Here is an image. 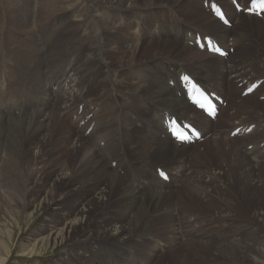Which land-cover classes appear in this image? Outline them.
Masks as SVG:
<instances>
[{
    "label": "bare ground",
    "instance_id": "1",
    "mask_svg": "<svg viewBox=\"0 0 264 264\" xmlns=\"http://www.w3.org/2000/svg\"><path fill=\"white\" fill-rule=\"evenodd\" d=\"M220 1L222 2V0ZM229 1L231 0H228L226 2L227 4H223L224 9L218 5H214L212 1L209 3L203 2V0L201 1L202 6L207 4L208 11L212 5L221 11L220 16L224 18L225 22L212 14L210 17L218 21L221 30L208 33L194 24L193 26L191 24L179 25L177 23L174 29H169L161 33V36L164 37L165 40L170 37V35L172 36L171 41L173 44L170 46L171 48L167 52V55L152 56L144 58V60L141 61L135 59L142 54L144 39L147 37V33L151 36V31L157 27L152 18H148L147 26H144V18L140 17L138 11H141L143 14L146 11L145 13L151 15V12H154L152 10L158 7L171 8L172 10V8L179 4L178 1L161 0L157 5L149 0L144 2L143 0L32 1L33 6H35L38 11V20H35L33 15L21 16V21L15 26L9 19L6 11L11 15H16L12 11V6L19 2V0H7L5 3H1L0 0V8L3 11L0 13V88L3 87L0 91V120L6 121L4 118H9L12 115L21 117L22 108L25 104V97L28 92V88L26 87L17 90L19 88L17 84L8 77L10 71L8 72L6 68L1 71L2 62H4V60L7 62L13 61V64L17 63V66L26 63V67L34 68L38 66V64H42L46 61L47 48L53 47L58 43V35L62 36L61 44H59L61 47H59L65 54L64 56L60 54L63 56L62 59L56 66H53L50 71H47V68H45L46 70L40 75V83H45V86H57L59 88V94H62L64 102L62 108L59 105L60 107L58 108L60 109H58L56 115L63 117L77 116V119L81 121L91 113H93L94 116L87 121L85 132L89 131V133L84 137V132V136H82L88 140L83 141L78 139L76 142L71 141V151L75 154H79V160L77 159L76 161L77 168L75 170V172H78L74 173V175H69L65 173V170H60L57 174H51L44 183L34 186L32 192L26 191L27 202L24 203V206L21 204L18 206V202L20 201L13 200V197L16 196L14 189V191L6 192V195L1 189V182L3 179L5 181L7 180L8 174L6 172L7 170H4L6 168L3 163L5 154L3 153V156L0 154L1 205L8 208H20L19 211L15 210L16 215L20 214L21 209L24 208L32 210L33 214L39 215V219L41 221L43 220V226L38 233L34 231L36 233L35 237H40L35 243H52L54 247L62 251L64 254L63 257H67L75 251H78L80 255L85 257V261L89 264H109V257L117 258L119 261L117 264H152L153 261L155 262V260L160 257L158 252H161L165 247L174 249V247H178V242L182 240H184L181 242V244L183 243L182 246L193 245L195 243L194 239H190L191 241L189 239L185 240L192 236L196 238L195 240L202 237L201 241L197 242L208 251L207 241L204 242L205 236H210L209 233H211L214 228L211 229V227H209V229L206 230L209 232L211 229L210 232H205V224L207 223V225H210L215 218L208 220L207 217H196L198 219H195L192 215L182 216L176 212L174 208H171L169 211H167L168 209L162 211L163 214L167 213L169 214V218L174 219L173 224L171 223V228L168 227L169 221L162 223V225L158 227V231H169L168 233H170V236L168 238L170 239L168 241L161 242L162 240H160L159 243L151 241V245L147 246V248L145 246V241L148 239V232L146 235L142 233L141 245L136 241L135 235L139 231L136 226L145 225L148 219L154 216L155 213L153 214L148 207L162 200L160 197H163L161 195L163 191L170 189L166 191L167 193L165 196L172 197L173 193L179 194L181 191L180 189H182H175L176 186H179V184L183 185V187L188 185L190 176L188 178L187 176L194 172V170L192 171V168H195L193 165L191 167L187 164V168H185L186 174L182 169L181 171H179L178 168L169 171L167 168L170 161L175 158L174 155L176 153L183 150L193 152L196 149L194 157L192 158L196 159V157H198L197 149L199 146H203V144H212L219 148L221 145L219 143L222 142L226 144L227 152H230L236 157H240L242 162L249 166L248 168L250 170L257 168L258 165H264V156L261 159L259 157L260 151L257 149L261 144H264V139L260 138H264L263 128H258L262 125L261 121H263V118L257 120V122L260 121L258 123H255L256 121L254 123H248L246 122V117H241L243 113H240L241 116L235 117L238 111H243L240 110L241 106L245 109L243 106L249 103L253 97L258 95L264 96V54L260 51L262 49L257 53L259 55L257 60L260 64V67H258L256 63H249L244 59V57L252 56V54L241 56L240 58L238 56L250 51L245 49L243 45L244 43L247 46L244 38L246 40L248 38H243L241 35L240 37L242 39L239 40L242 42L236 40V32L243 22L252 21V23L256 24V22L253 21H258V19L250 14L253 6L249 4V2L252 0H248L249 2L246 0H238L237 3L234 2V7L231 5L232 1ZM257 1L258 3H262L264 0ZM198 10L201 13L202 9ZM136 14L138 16H136ZM254 14H260V17L263 16V12H254ZM42 20H46L47 23L52 22L55 26L52 27V24H50V26L41 31L37 30L40 27H35L34 30L38 32H31L33 24L36 25V23L42 22ZM7 25L10 27L11 31L7 29ZM20 30H26L27 32L26 42L21 43V45L17 44V41L14 40L15 36L19 35L18 32H21ZM165 40L162 42H165ZM33 41L36 42L34 43ZM41 42L43 43L41 44ZM253 46L254 44L251 47ZM184 51L186 53H184ZM58 52H56V56L59 54ZM85 52L90 54L86 61L93 67L94 71L92 75L95 73V76H100L101 85L94 84L92 87L91 85L93 82L90 81L91 76L84 75L85 69L78 67L82 58L81 56ZM116 52L119 55V60L114 62L110 56L112 53L117 54ZM181 52L186 55L185 57H187L190 63L193 62L191 65L194 67L193 70H189L181 63L175 61L178 60L183 62V58L181 57L175 59L176 54ZM253 55H256V52L255 54L253 53ZM172 56H175V60L172 59ZM57 58L58 57L54 59ZM204 58L211 61L214 60L216 63H223V65H218L212 72L210 68L212 62L205 63L207 68L203 65H199V61L198 63L195 62L199 59L204 60ZM185 61H187L186 58ZM51 62L53 61L51 60ZM9 65H11V63ZM17 66H14L16 72ZM58 68L59 72L53 73ZM71 68H73V70L67 73L66 70ZM149 69L151 70L150 74L147 72ZM255 69L258 72L257 76L251 74L252 70ZM19 70L24 80L29 81L30 76L23 75V71H21L20 67ZM211 74L213 77H216L215 80L228 83L233 89H237L240 95L237 99L238 101H233L232 99L228 101V105L234 107L233 114H230L232 115L231 118L234 119L227 121L229 122L228 129H216L215 127L219 120L225 121L227 120L225 117L230 115L227 113V110L221 106L222 103L219 100L221 99L220 93L218 94L213 90L208 83V76ZM18 76L20 77L19 83L22 82V84H24L25 81L23 83L21 75L18 74ZM71 76L75 84H73ZM35 80L33 82H35ZM69 85H73L71 90V86ZM98 86L102 88V92L94 98L100 97L96 101V106L105 100H110V102L105 103L108 105L99 111L102 119L105 120V125L102 126L104 129H101L103 123L102 119H100L101 117H95L97 108H94V104L90 102L91 97L95 95V93L93 94V90ZM240 86L243 87L239 89ZM190 89L192 91L197 89L207 98L211 97L215 103L216 110L224 112V117L218 118L216 116L213 119V117L205 115L203 111H199L187 98ZM14 92L18 94L17 98L10 95ZM243 95H245V97H242ZM10 97L11 100L8 101ZM94 99H92L93 102H95ZM119 99L121 101H119ZM54 101H58V99ZM55 107H53V109ZM44 108L46 109V107ZM68 109L70 110L67 112ZM188 110L193 112L190 113ZM31 113L33 115H31L28 126L31 125L34 114L40 115L41 108L39 107ZM6 115L8 116L5 117ZM20 119L18 121H20ZM195 122H198L195 124L196 126L193 125ZM20 126H16L14 129L15 131L18 129L16 131L17 134L21 133L20 129L22 128ZM177 126L183 128L185 132L190 133V138L188 140L180 142L171 136L173 129ZM190 128L195 130L199 138L191 132ZM12 129L10 130L11 133ZM46 130L47 126L42 122H38L32 127L29 134L31 136L38 134L43 136ZM135 130H137V132ZM249 130H252L250 134L243 135ZM105 131L108 132V139H106ZM27 132L25 130L22 134V138ZM138 132L141 133L140 139L138 137L140 142L137 143L138 145H130L133 141V137L137 138V136H139L136 135ZM233 132L237 133L235 137L231 136ZM261 133L262 135H260ZM256 135L260 136L254 137ZM248 136L253 138V141L239 148L235 145L237 139L248 140ZM8 138L9 136L7 138L1 136L0 141L3 142L7 140L6 144L9 148V153L14 156H19V140H14L10 137L11 141L8 143ZM113 138H115L114 142L110 140ZM155 141L158 142V146ZM145 142L147 143L145 144ZM37 144H39V141ZM150 144H152L153 147H150ZM232 146L236 150L231 148ZM107 149L110 150L106 151ZM220 152L219 150V153ZM99 153L102 156L99 155ZM153 154H156V158L151 157ZM145 159H167L169 162H165L161 165L155 162H147ZM4 161H6V159ZM198 168H196L198 170L195 169L196 173L199 172L201 167L198 166ZM232 169H234V167ZM85 170L89 173L82 180L77 178ZM98 175L100 176L98 177ZM21 177L18 178V183H21V187H23L26 183ZM92 180L94 181L92 182ZM210 180L215 184V181L219 180V178L212 175ZM8 181L11 180L8 179ZM48 184L50 185L51 191L56 190L51 196L43 189V187ZM190 187L193 188V194L195 193L197 195L204 192L206 184L195 185V187H193L192 181ZM194 189L197 192L194 191ZM58 190H61L64 194L63 198L72 194L81 197L78 201L73 203L71 210L66 214L55 213L56 211L61 212V207H64V203L61 202L62 199H56ZM79 191H83V193H79ZM23 195L24 194H22V196ZM221 203L222 207L226 210L230 211L234 209L233 203L232 205L228 203V201H221ZM117 209L123 212V214H126L122 218L107 220L106 215L110 211ZM134 210L136 212L134 220L136 226L134 225V221L129 225L125 218L127 214ZM50 216H54L55 219L47 220ZM255 217L256 214L254 215V218ZM199 218L200 221H198ZM221 218L229 222L233 220L231 217L227 216ZM202 219L203 221H201ZM254 220H256V218ZM228 225L229 224H226L225 226ZM215 227L219 229V226ZM232 231V227L228 228L226 232H224V235L221 236L223 239L217 243L216 248L218 256L227 258L231 264H264V235L257 240L255 239V243L252 245V248L250 247L249 249L252 258L250 259V256H248L250 260L245 263L244 260L247 257L244 253L245 250L243 249L244 251L242 252L240 248H238L240 244L237 247L233 245L235 241L232 240V235H236V231ZM85 244H91L93 246L92 249H89ZM241 248H243V246ZM134 251H137L140 255L146 256L135 255L133 253ZM166 251H168V249ZM4 261L5 258H3V260L0 259V263Z\"/></svg>",
    "mask_w": 264,
    "mask_h": 264
},
{
    "label": "rangeland",
    "instance_id": "2",
    "mask_svg": "<svg viewBox=\"0 0 264 264\" xmlns=\"http://www.w3.org/2000/svg\"><path fill=\"white\" fill-rule=\"evenodd\" d=\"M32 1L37 2V1H41V0H19V2H17L15 5L12 6V11L16 15H11L8 11H6L9 19L13 22V24L15 26H17L19 21H21V16L33 15V18L35 20H38V17H37L38 11H37V8H35V6H33ZM144 1H146V0H143V2ZM149 1H152V3L157 5L160 3L161 0H149ZM172 1H178L179 2V4L176 5L174 8H172V10H171V8L158 7L156 9L152 10L154 12H151L152 13L151 15L148 13H145L146 11L144 12V14L141 11H138L140 17L144 18V26H147V22H148L147 19L152 18L154 23H155V26L157 28H154L153 31H151V33H152L151 36L149 33H147V35H146L147 37L144 39V42H143L142 54H140L138 56V58H136L135 60L139 59V60L143 61L144 58H148V57H152V56H165V55H167V52L171 48L170 46L173 44V42L171 41L172 36L170 35V37L166 38V40H165V38L161 36V33L168 31L169 29L170 30L174 29L175 24H177V23L179 25H183V24L193 25L194 24L195 26L199 27L200 29H202L208 33H214L215 31L221 30L219 28L218 21H216L214 18H213L214 20L212 18H210L212 13L210 10L208 11L207 4H204V6L201 5L202 0H172ZM211 1L214 3V5H216V6L218 5L224 9L223 4L226 3L228 0H222V2L220 0H203V2H208V3ZM231 1H229V2H231L232 7H234L233 6L234 2L237 3L238 0H234V1L231 0ZM246 1H248V0H246ZM5 2H7V0H1V3H5ZM32 6L34 9L32 8ZM198 9H202L201 13ZM2 12L3 11L1 9L0 13H2ZM137 14H136V16H138ZM253 17L258 19V21H253V22H256V24L252 23V21L251 22L245 21L242 24L243 26L240 25L238 27V31L236 32L237 33V39H236L237 41L242 42L241 40H239V39H242L241 37L248 38L247 40L244 38L248 47L244 43H243V45L245 46V49L250 50L247 53L245 52V53L240 54L238 56L240 58L241 56L252 54V56L244 57V59L246 61H248L249 63H256V65L258 67H260V64L257 60V57L259 55L257 53H259V50L262 49L260 51L264 54V13H263L262 17H260L259 15H256ZM133 23H134V21H133ZM257 23H259V24H257ZM50 24H52V27L55 26V24L52 22L47 23L46 20H42V22L36 23V25L33 24L31 32L36 33L38 31L46 29L48 26H50ZM35 27H40V28L37 29L38 31L37 30L35 31L34 30ZM7 29L9 31H11V29L8 25H7ZM55 29H57V28H55ZM20 31L21 32H18L19 35L15 36V38H14V40L17 41V44H19V45H21V43L26 42L25 39L27 38L26 30H20ZM238 34H239V36H238ZM66 35H68V34H66ZM58 38H59L58 43L55 46L47 48V53H46L47 59H46V61L42 64H38V66H36L34 68L33 67H26L25 66L26 63H23L21 66H17V63L13 64V61L7 62L6 60H4V62H2V64H1V71H3L5 68L8 69V72L10 71L9 72L10 74L8 77L10 80H12L14 83L17 84V86L19 87L17 90H21L22 88H25V87L28 88V92H27L26 97H25V104H24V107L22 108V112H21L22 113L21 117L20 116L17 117L15 115H12L9 118H4V120H6V121L0 120V123H1L0 124V137L2 136L3 138H7L9 136V138H8L9 142L8 143H10V141H11L10 137H12L14 140H19V147H20L19 148V151H20L19 156H14L11 153H9V148L6 144L7 140L3 141V142L0 141V143H1L0 144V154L2 156H3V153L5 154L4 158L6 159V161H4L5 160L4 159L3 163H4V166H6V168L4 170H7L6 172L8 174V175L6 174L7 175L6 181L7 182L4 179L1 182V189L3 192H5V195H6V192H11V191L15 190L14 193L16 196L13 197V200L20 201V202H18V206L20 204L22 206H24V203L27 202L26 191L32 192L34 190V186H36L37 184L44 183L50 177L51 174H53V173L57 174L60 170H65V173H67L69 175H72V174L74 175V173L78 172V171L75 172V170L77 168V162L76 161L79 157V154H75L74 152L71 151V147H72L71 141L76 142L78 139H81L83 141L88 140L87 138H84L89 133V131L85 132L87 121H89L91 118L94 117L93 113H91V114L87 115L85 119H83L81 121V120L77 119V116L63 117V116L56 115L58 109H60L58 107L61 106V108H62V106H63L64 101L62 99L63 98L62 94H59V88L57 86H49V85L45 86V83H40V80H41L40 75L46 70L45 68H47V71H50L51 68H53V66H56V64L62 59V57L65 54V52H63L62 49L60 48L61 45H59V44H61L60 42L62 41L61 40L62 36L58 35ZM164 40H165V42H162ZM33 42L35 43L36 41H33ZM42 43L43 42H41V44ZM253 44H254V46L251 47ZM258 46H260V47H258ZM11 51H13V50H11ZM231 51H233V50H231ZM56 52L59 53V54L57 53L58 54L57 56H56ZM255 52H256V55H253V53L255 54ZM87 53L88 52H85L81 56L82 58L79 62L80 64L78 65V67H80L81 69L82 68L85 69L84 75H86V76L90 75L91 76L90 81L93 82L91 85L93 87L94 84H97V85L100 84L101 78L99 75L95 76V73L92 75L94 70H93V67L91 65H89L88 62L86 61V59L88 60V58L90 56V54L89 53L87 54ZM184 53H186V52L184 51ZM184 53L183 52L178 53V54H176V58H175V56H172V59H174V58L177 59L178 57L183 58L182 59L183 62L182 61L180 62V61L175 60V59L174 60L181 63L187 69L193 70L194 67L191 66L193 62L190 63L188 61L187 57H185L186 55H184ZM60 54L61 55L63 54V56H61ZM55 56L58 57L57 58L58 60L54 59V58H56ZM184 57L186 58L187 61H185ZM110 58L114 62H117L119 60V55H118V53L117 54L112 53ZM50 59L53 62H51ZM202 60L203 59H199L195 62L198 63V61H199L198 64L203 65L206 68H207V65L205 63L206 62H212V65L210 66L212 72L216 69V67L218 65H220V64L223 65V63H216L214 60L211 61L207 58H204L203 62H202ZM77 61H79V60H77ZM84 61H85V63H84ZM10 63H11V65H9ZM29 63H30V61H29ZM14 66H17V72L19 75H21L23 83L25 80H24V77L22 76V74L20 73L19 67H20L21 71H23V75H25V76L29 75L30 76V80L25 81L24 84H22V82L19 83L20 77L18 76ZM64 66H66V65H64ZM84 66H86V67H84ZM259 69H262V68H259ZM72 70H73V68L67 69L66 72L69 73ZM87 70H88V72H87ZM58 72H59V68L56 71H54L53 73H58ZM147 72L150 74L151 70L149 69ZM256 72L257 71L255 69V70H252V73L251 72L250 73L257 76L258 72L257 73ZM71 79L73 81V84H75L72 76H71ZM215 79H216V77H213L212 74L210 76H208L209 85L218 94L220 93L221 99H219V100L222 103L221 106H223L227 110V113L229 115L233 114L234 107L232 105L229 106L228 101H229V99H232L233 101H238L237 99H238V97H240L239 92H237L238 90L233 89L230 85H228V83H225L223 81L219 82L218 80H215ZM34 80H35V82H33ZM31 81L33 82V84L35 86L32 84ZM36 83H37V85H36ZM40 85H41V87H40ZM69 86H71V85H69ZM33 87H34V89H33ZM242 87L240 86L239 89H241ZM72 88H73V85L71 86L70 90ZM2 89H3V87L0 88V91ZM121 90H123V89H121ZM217 90H219V91H217ZM101 92H102V88L100 86H98L96 89L94 88L93 94L95 93V95H94V97H91V101H90L91 103L94 104L93 105L94 108H97V111H96L97 113H95V117H98V118L101 117L99 111H101L102 108H104L108 105L105 103L110 102V100H105L102 103H100L98 106H96V101L100 97H98L96 99H94V98L96 96H98V94H100ZM57 93H58V95H57ZM10 95L14 96L15 98L18 97V94L15 92L10 94ZM242 97H245V95H243ZM55 99L56 100L58 99V101H54ZM92 99H94L95 102H93ZM10 100H11V97H10V99H8V101H10ZM119 101H121V100L119 99ZM31 102H32V104H31ZM117 102H118V99H117ZM241 103H243V102H241ZM36 106H37V108H39V107L41 108V113H39L40 115L34 114L33 119L31 121V125L28 126V123L30 122V119H31V115H33L31 112H34V110H37ZM52 106L53 107L56 106L57 108L55 107L53 109ZM44 107H46V109ZM243 107L245 109H243L241 106L240 110H243L245 112L238 111V114L243 113V115L241 116V114L240 115L235 114V117L241 116L243 118V116H244L247 118L246 122H248V123H250V122L254 123L255 121H256L255 123H258L260 121L257 122V120H259L260 118L261 119L263 118V121H261L262 125H260L258 128H263V131H264V96L258 95V96L253 97L252 100H250L249 103H246V105ZM34 108H36V109H34ZM69 110L70 109H68L67 112ZM43 112H46V113H43ZM188 112L192 113L193 111L188 110ZM7 116L8 115H6L5 117H7ZM41 116L42 117L44 116V117L42 118ZM57 116H59V117H57ZM216 116L218 118L224 117V112H221V110H218V112L216 113ZM231 116L232 115L226 116L225 119H227V120H225V121L219 120L217 125L215 126L216 129H220V128L228 129L229 122H227V121H230V119L231 120L234 119V118L232 119ZM27 117H28V119H27ZM1 118H3V117H1ZM40 118H41V120H40ZM59 118H60V120H59ZM19 119H20V121H18ZM25 119H26V121H25ZM37 119H39V120H37ZM100 119H102V117ZM142 119H146V118H142ZM102 121H103V123L101 125V129H104V127H102V126L105 125V122H104L105 120L102 119ZM38 122L44 123L47 126V130L43 134V136H40V134L31 136L29 134V132L31 131V129L35 125V123H38ZM55 122H56V124H55ZM21 123H22V125H21ZM196 123H198V122H195L193 125L196 126L195 125ZM57 124H58V126H57ZM140 124H142V123H140ZM12 126H13V129H12ZM16 126H20L22 128V129H20L21 133L17 134L16 131L18 129H16V131L14 130ZM11 129H12V133L10 132ZM25 130H26V132L27 131L28 132L22 138V134L25 132ZM135 131L137 132V130H135ZM84 132H85V136L83 135ZM105 132H106V134L105 133H103V134H105L106 139H108L107 138L108 132L107 131H105ZM251 132H252V130H249L243 135H248ZM215 134H217V133H215ZM105 135H104V137H105ZM136 135H139V136H137V138L133 137V141L130 143V145H133V144L138 145L137 143L140 142L138 140V137L140 139L141 133L138 132V133H136ZM236 135H237L236 132L231 133V136H233V137H235ZM260 135H262V133ZM260 135H256L254 137H258ZM82 136H84V137H82ZM260 138L264 139L262 137H260ZM13 139H12V141H13ZM103 139H105V138H103ZM252 139L253 138H251L249 136H248V140L247 139H245V140L237 139L235 145H237V147L239 148V147L243 146L244 144H247V143L253 141ZM110 140L112 142H114L115 138L110 139ZM38 141H39V144H37ZM157 141H159V140H157ZM13 143H14V141H13ZM146 143L147 142H145V144ZM156 143L158 146V142H156ZM219 144L222 145V146L220 145L219 148H218V146H215L212 144H207V145L203 144V146H199L198 147L199 150L197 149L198 157H196V159H192L194 157L196 149L193 152L183 150V151H180L174 155L175 158H173V160L170 161V164H168V166H167L169 171L171 169H177L178 168L179 171H181V169H182L185 172V168H187V164H189L191 167H192V165L195 167L194 169L192 168V171L194 170V172L191 175L187 176V178L190 176L188 185H185V187H183V185L179 184V186L175 187V189L176 188L177 189L182 188V189H180L181 191L179 192V194L173 193L172 197L165 196V194L167 193L166 191L170 190V189H166V191H163L161 194L163 196V197H160V198H162V200H160V202H158V203H153L148 207V209L153 214L154 213L155 214L153 217L148 219V221L146 222L145 225H143V226H139V225L136 226L135 225V221H134L135 215H136L135 210L126 215L125 218L127 219V223L129 225H131L132 221H134V225L139 230L137 232V234L135 235V239L137 242L140 243V245L142 243L141 242L142 241V239H141L142 233L146 235V233L148 232V234H149V235H147L148 239H146V241H145L146 247L151 245L150 244L151 241H155V242L159 243L160 240H162L161 242H163V241H168L170 239V238H168L170 236L169 235L170 233H168L169 231H166V230L158 231V227H160L162 225V223L169 221L168 227L171 228V226L174 222V219L169 218V216H168L169 214H167V213L163 214L162 213V211H164V210L168 209L167 211H169V210H171V208H174L176 210V212H178L182 216L192 215L195 217V219H198L196 217H200V218L201 217L202 218L207 217L208 220L215 218V220L212 221L210 223V225H207V223L205 224V226H206L205 232H208L206 229H209V227H211V229L214 228L211 233H209L211 229L209 230L208 233L210 236H205L204 242L207 241L206 244L208 247V251L204 246H202L200 243L197 242V241H201L202 237H199V238H197L198 240H195L196 238H193V236H192V237L186 238L185 240H187V239L193 240L194 239L195 243L193 245H183L182 246L183 243L181 244V242L184 241V240H182V241L178 242V244H177L178 247H174L175 250L171 249L169 247H165L164 249H162L161 252L158 250L160 257H158L156 259L157 261L156 260H155V262L153 261L152 264H231L227 258H224L223 256H218V251L216 248L217 243L221 239H223V238H221V236L224 235V232H226V230L230 227L233 228V231L234 230L236 231L235 232L236 235H232V238H233L232 240L235 241V242H233V245L235 247H237L240 244L241 247L243 246V248H241L240 245L238 246V248H240V250L242 252L245 250L244 251L245 256L247 255L246 259L244 260L245 263H247L246 261H248L252 258V255L250 253L251 251L249 250L250 247L252 248V245L255 243V241L264 235V226H263L264 225V223H263L264 222V220H263L264 219V165H258V167L256 165L257 168L250 170L248 168L249 166L247 164H245L244 162H242L240 157H236V156L232 155L230 152H227L226 144H224L222 142ZM200 145H202V144H200ZM150 147H153V145L150 144ZM221 148H223V149H221ZM231 148H233V146ZM257 149H259V151H260L259 157L262 159L264 156V144L263 145L261 144L260 147ZM109 150L110 149H107L106 151H109ZM219 150L221 151L220 153H219ZM234 150H236V149H234ZM99 155H101V154L99 153ZM151 157L156 158V154L151 155ZM145 161L155 162V163L161 164V165L165 162H169V160L167 161V159L166 160H148V159H145ZM198 166L201 167L199 170L200 173L195 172L196 170L199 169ZM231 167L232 168L234 167L235 170L232 169ZM196 168H198V169H196ZM245 170H246V172H245ZM257 170H258V172H257ZM88 173L89 172L87 170H85L77 178H80L82 180ZM254 173H255V175H254ZM185 174H186V172H185ZM210 174L218 177L220 181L216 180L217 182L215 181V184H213L210 180L211 176H212ZM19 176L20 177L22 176L21 178L24 179V181L26 183V185H24L23 187H21L22 186L21 183H18L19 182L18 178H20ZM99 176L100 175H98V177ZM219 176L221 177V179ZM90 177H92V176H90ZM250 177H251V179H250ZM8 179L11 181H8ZM257 179H259V180H257ZM93 181L94 180H92V182ZM192 181H193V187H195V185L198 186V185H205L206 184V188L204 189V192H203L204 194L199 193V192H198L199 194H197V195L195 193L193 194V188L190 187L192 184ZM7 184H8V186H7ZM253 184L256 186H254ZM24 189H25V191H24ZM43 189L46 190L50 196L56 191V190L51 191L49 184L46 185L45 187H43ZM194 191H196V190L194 189ZM169 192H171V191H169ZM20 193H21V196H20ZM79 193H83V191H79ZM22 194H24V195L22 196ZM63 197H64V194L62 193V191L58 190V194L56 196V199H62L61 202L64 203V207H61V212L56 211L55 212L56 214H58V213H65L66 214L68 211L71 210L73 203H75L76 201H78L81 198L80 196H78L76 194H72L70 196H67L66 198H63ZM179 198H180V200H179ZM19 199H21V200H19ZM221 201H228V203H230L231 205L233 203L234 209L230 210V211L224 209V207H222ZM15 210L19 211L20 208L4 207L3 205H1V200H0V255H1L0 259L3 260V258H5V261L3 263H0V264H60V263H62V264H89L85 261V257L80 255L78 251H75L74 253L70 254L67 257H63L64 254L62 253V251H59L56 247L53 246L52 243H48V242L47 243L46 242L35 243V241L40 238V237L39 238L35 237V235L42 228V226H43L42 221L43 220L41 221L39 219V215L33 214L32 210H30V209L29 210L27 208L21 209L20 214H17V215L15 213L16 212ZM125 214L126 213L123 214V212L119 211L118 209L112 210L106 215V219L107 220H110V219L114 220L117 218H122ZM255 214H256V217H255L256 220H254ZM223 216L231 217L233 220L231 222L225 221V219L221 218ZM260 217L262 218V221H261ZM200 218L198 221H200ZM49 219L52 220L55 218H54V216H50V218H48L47 220H49ZM201 221H203V219ZM226 224H229V225L225 226ZM215 226H219V229H216ZM170 228H168V229H170ZM237 230H238V232H237ZM34 231L35 232L37 231V232L35 233ZM254 232H255V235H254ZM251 233H253V234H251ZM165 234H166V236H165ZM244 235H247V236H244ZM85 246H87L89 249H92V247H93L91 244H85ZM234 246H233V248H234ZM161 248H162V246H161ZM167 249H168V251H166ZM169 249H171V250H169ZM165 251H166V254H165ZM133 253L135 255H140L137 253V251L136 252L134 251ZM140 256H146V255H140ZM248 256H250L249 257L250 259L248 258ZM107 257H109V256H107ZM108 262H109V264H117L119 261L117 260V258L109 257Z\"/></svg>",
    "mask_w": 264,
    "mask_h": 264
}]
</instances>
